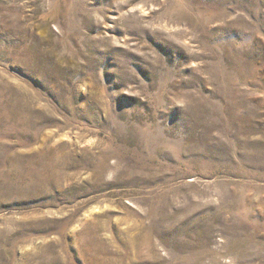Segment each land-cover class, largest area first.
<instances>
[{
  "label": "rangeland",
  "instance_id": "1",
  "mask_svg": "<svg viewBox=\"0 0 264 264\" xmlns=\"http://www.w3.org/2000/svg\"><path fill=\"white\" fill-rule=\"evenodd\" d=\"M0 264H264V0H0Z\"/></svg>",
  "mask_w": 264,
  "mask_h": 264
}]
</instances>
